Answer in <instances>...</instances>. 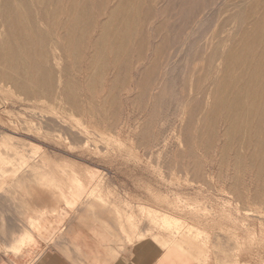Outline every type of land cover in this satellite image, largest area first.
Returning <instances> with one entry per match:
<instances>
[{
	"label": "rangeland",
	"instance_id": "374dc122",
	"mask_svg": "<svg viewBox=\"0 0 264 264\" xmlns=\"http://www.w3.org/2000/svg\"><path fill=\"white\" fill-rule=\"evenodd\" d=\"M25 1L32 2L29 6L31 12L39 7L33 0ZM93 1L99 15L93 24V32L90 31V36L85 39L86 45L81 46V57L71 61L69 47H65L64 27L69 25V21L64 12L68 2L63 0L53 27L59 48L63 51L59 49L55 53L59 57V66L55 65L56 56L50 55L47 60L55 75L59 76V87L66 80V83L75 84L79 109L68 110L61 94L59 101L50 97L27 99L23 94L16 96L13 86L0 77V241L7 238L5 231L12 221L21 225L25 220L26 224L32 225L37 223L34 218L40 215L43 222L45 218L52 223L64 221L66 217L63 215L61 218L59 211L61 207H70L68 196L86 188L85 204L93 201L99 204L103 198L106 204L112 202L118 210L131 208L139 211L141 208V223H150L151 227L139 233L138 240L155 232V241L160 234L161 243L157 241V244L161 248L177 246L195 251L199 261L208 255L213 264H222L220 259L226 257L227 264H232L231 253L220 252L215 244V241L218 244L220 241L209 229L211 219L217 214L230 219L240 218L243 209L264 208V133L258 135L250 130L245 134L240 131L242 134L237 133L233 142L228 143L223 136L225 132H222L227 126L225 115L215 110L213 103L219 81L228 86L221 90V93L225 91L222 96L240 90L235 79L242 71L241 66L236 65L234 69H237L233 70L232 67L226 68L224 62H227L226 53L234 50L233 46L237 50L243 44L237 37L238 30L248 25L239 24L237 13L241 9L239 6L247 5L250 0H216L211 10L217 11L210 10L204 15H196L198 12L194 11L189 15L199 19L194 26L189 25L192 17L178 14V0H144L140 9L145 12L138 22L143 32L132 38L136 49L128 59L130 71L125 82L117 79L118 70L112 66L104 76L97 78L98 72L88 65L101 25L109 20L110 10L120 2L105 0L106 4L98 6L100 0ZM184 21L187 26L181 28ZM182 32H186L183 44ZM141 37L145 47L139 49L137 42ZM175 41L180 45L172 47ZM167 55H172L169 57L175 61L169 62L172 66L166 70L169 73L164 74L160 66L166 64ZM114 82L118 88L113 86ZM145 82L150 84L147 90L144 89ZM193 110H197L196 121H193L195 117L191 119ZM206 116L207 120L204 119ZM230 118L236 119L235 116ZM241 118L237 121L239 126L242 125ZM36 124L40 128L35 131ZM143 127L148 133L141 144L139 134ZM207 128L208 131L212 129L211 134ZM98 130L107 141L95 136ZM33 149L37 151L30 156ZM250 155L257 163H250ZM17 209H23L25 216L19 218ZM145 209L154 210L157 215L174 213L182 218L183 224L204 230L209 242L214 241L207 244L209 248L192 240L193 244H187L182 240L186 235H176L167 225L160 227L153 223L152 218L143 212ZM204 212L207 214L205 217ZM113 216L119 218V214L113 213ZM230 234H221L220 239L224 238L221 241L225 243ZM227 242L222 246L225 250L232 243ZM5 251L0 246V253ZM244 256L247 260L250 258Z\"/></svg>",
	"mask_w": 264,
	"mask_h": 264
},
{
	"label": "bare ground",
	"instance_id": "6f19581e",
	"mask_svg": "<svg viewBox=\"0 0 264 264\" xmlns=\"http://www.w3.org/2000/svg\"><path fill=\"white\" fill-rule=\"evenodd\" d=\"M62 1L63 0H33V3L38 4L39 7L35 6L36 7L35 10L33 9L31 12L30 7H29L30 3L32 4L31 1L0 0V77L4 79L6 83L11 84L13 86V88L16 91L15 93L16 96L23 94L25 98L27 99H30V98L42 99V98L50 97L56 101L57 100L59 101L58 96L61 94L64 98V101H65L64 103L67 105L68 110H71V109L76 110V109H79V107L76 101L75 84L73 82L66 83L67 82L66 80L67 78H66L65 79L66 82L64 83V85L63 86L61 85L62 87H59L60 81L58 82L59 78H57L59 76H56L53 67L49 66L50 64H47V60L50 55L56 56L55 65L57 64L59 66V63H60L58 62L59 57L55 54L60 49L59 48L60 45L58 43V40H57L58 37L56 36V32L55 30H53V27L55 26V18L59 14V9L62 4ZM66 1L68 3H67V6H65L64 12H66L69 25L64 27V30L66 31L65 40L67 42V45L65 47L67 46L69 47L68 48L69 49V59L71 61H75L81 57L82 55L81 46L85 44L86 42L85 39H87V36L89 35L90 31L93 32L94 30L93 24L99 14L96 12L98 10L97 6L94 7V5H92V2H91L92 0H66ZM96 1L94 0L93 2H96ZM176 1L177 0H175V2ZM178 1L179 2L177 5H178V8L180 9V11H178V14L180 12L181 15L185 14L188 17L193 18L191 20L189 19L190 26L192 25L194 26V23L199 20V19L198 20L196 19L197 17H194L192 15L189 16L190 14H193L194 11H197L198 13L196 15H198L199 13H202V15H204L205 13L211 10L213 5L216 4V0H178ZM234 1L233 3H235ZM102 2L103 1L100 0L101 4L98 6L106 4L105 0H104V3ZM117 4L118 6L115 9L110 10L111 15L109 17V20H106L104 24L101 25V28H100L101 30H99L100 32H99L97 41L95 40L96 42L93 45L94 52L92 53V55L90 56L88 60V65L93 66L95 70L98 72V75L97 73L95 75V77L97 78L98 77L101 78L102 76H104L106 74V71H108V69L112 66L113 68H116L118 70L116 74L118 75L117 79H122L124 81V79H126L128 70L130 69L129 68L130 63H128V61L130 60L129 58L130 54H132V52L136 49L135 44H133L132 42V38L134 35L136 34L139 35L141 34V32H143V29L139 27L138 22L141 18V14L145 12L142 9H140L141 6L144 5V0H120V2ZM239 7L241 8L237 13L238 21L240 22L239 24H247L248 27L247 28L242 27L238 30L237 37L240 38V41L243 44L237 50H235L236 46H233L235 47L234 50L232 51L230 50L231 51L230 53L229 52L226 53L227 62H224V63L227 64V66H225L226 68L232 67L233 70L237 69V68L234 69V66L236 65L241 66L242 71L240 70L241 73H239L240 71L238 72L239 74H237L238 76L235 79L237 84H239L240 90L237 93L235 92L228 96H222V94L225 91L221 93V90L223 89L225 90V88L228 86L225 83H223V81L222 82L219 81L217 85V91L219 93L217 92L216 99L213 103L214 109L223 112V114L225 115V121L227 122L226 123L227 126L225 127V131L223 130L222 132H225V135L223 136L226 138L225 140H227L228 143L233 142V139L236 137L237 133H239L240 131L244 132L245 134H248L250 130H251V133L255 132V134H258V135H262L264 133V0H250L248 1L247 5L242 6V7L239 6ZM38 8H40V10ZM102 8L104 7H101V9ZM102 10L104 11V9ZM214 10H211V11H214ZM230 10H233V9H230ZM180 21L178 22V24L180 23ZM182 24L183 25L181 26V28L183 26L184 28L185 26H187V25H184L186 24L185 21ZM247 25H245V27ZM186 32H182V36H181L182 43L181 44H183V41L185 40ZM238 40L239 39H237L236 42ZM50 43L52 44L50 45ZM137 43H138L139 49L145 47L144 45L145 41L142 42V37ZM179 43L180 42L176 43L175 41V43L171 44V46L173 47V45L175 44L179 46L180 45ZM202 47H205V46L202 45ZM86 49H85V52H86ZM60 51L62 50L60 49ZM196 53L198 54L199 52L196 51ZM66 54L68 55V51L66 52ZM169 56H172V55H169ZM169 56L166 58L164 62L166 64L165 65L163 64V66H160L161 71H164V74L169 73V72H166V70L171 65L169 62L172 61L171 57ZM192 57L193 55L191 56V58ZM173 59L175 61V58ZM73 65H74V62H73ZM160 68H159V72H160ZM205 71L207 70L205 69ZM114 72L115 71H113V74ZM91 76H93L92 73H91ZM90 78L93 79L94 76L93 78L92 77ZM217 79H220V78H217ZM115 84L116 82H114L113 86L118 88V85L117 84L115 85ZM149 85H150L149 83L145 82L144 89L145 90L149 89L150 88ZM196 111L197 110H193L192 112L189 111L190 113H192V115L189 114L191 115V117H193L191 119H194V117L196 116L195 115ZM232 116H235L237 120L236 119L235 121L233 119L231 120L230 117ZM89 117L91 118V116ZM239 117H242L241 118L242 125L240 124V126L237 125V121ZM197 118H198V114H197ZM204 119L207 120V116L204 117ZM193 121H196V117H195V120ZM189 124H192V122ZM212 126L213 128L211 126L209 127H211L214 130L215 129L214 125ZM144 127L140 131V134H139L142 139L139 142L141 144L143 140H146L147 138L146 133H148V131H146L145 129L147 127L145 128ZM39 128L40 127L38 126V124L34 126L35 131L39 130ZM208 128L206 131L210 132L211 134L212 129L208 131ZM215 133L213 134L214 136H216ZM207 134L209 135V133ZM95 136L99 137L100 139H103L104 141H107L106 136L99 130L98 132L95 133ZM245 136L247 137V135ZM240 139L238 141H241ZM243 139L245 140L246 138H243ZM189 140L192 141L191 137ZM211 140L213 141L215 139H211ZM255 142L257 143V141ZM139 146H136V147H139ZM141 146L146 147L143 145ZM239 146L241 147V145ZM137 149H141V148L139 147ZM33 150L29 153L30 156H32V154L37 151V149H33ZM238 155H239V152H238ZM252 156L250 155L249 158H251L250 163L253 165L257 162H255V158ZM238 157L240 156H237V158ZM236 164L239 165L238 162H236ZM158 168L160 169V167ZM85 191H86V188H80L78 191L76 190L74 194L68 196L67 203L69 204L71 208H75V207L78 208L80 205L82 207V204H84L83 199H85V195H84ZM87 199H89L88 196H87ZM198 211L202 212V210L200 209ZM143 212H145L146 216L148 214L149 218L150 217L152 218L153 223L157 224L158 226L164 227L165 225H167L166 227L172 233H175L176 235L181 234V235L188 236L189 238H187L186 236L185 237L182 236L183 237L182 240L186 241V243L188 242L189 244H193V242H191L192 240L195 243H198L204 247L209 248L207 244L208 243L212 244V242L214 241L213 240L212 242H209L208 235L204 230L200 228L198 229L195 226H188V225L183 224L182 218L176 215H173L174 213L173 214L163 213L162 215L160 214L157 215L158 213L157 212L155 213L154 210L152 211L151 209H145V211ZM242 212H243V215L240 218L235 217L234 219H230L228 217H224V216L217 214L215 215L213 219H211V224H210L211 228L209 229L214 231V234L216 236L215 238H217L218 241H220L219 244L216 243L215 241V244H217L216 246L219 247L220 252L227 251L231 253L229 256H231L232 257L231 259H233L234 261L232 264H264V208L257 206L256 209L251 210L247 208V209H243ZM178 214L179 213L177 212V215ZM199 215L201 216V214ZM203 215L205 217V215L207 214L205 213ZM75 216L78 217V215H75ZM219 231L221 232V234H224V235H226L227 233H231L230 234L231 236L227 235L228 238L229 237L231 238L229 240L228 238L225 240L226 242L227 240L228 242L232 241V243L229 242L231 244V247L228 250H225V248L223 249L222 247L224 246L226 242L225 243L222 242L224 238L220 239L221 234L219 233ZM214 246L215 245H213L212 247ZM20 248H21V245H17L16 247H14L12 251L14 253H18ZM215 250H213V252H215ZM244 255H247L250 258L247 260L246 256ZM225 259H220V262L222 264H227L228 262L227 258L225 257ZM202 261H203L202 263L208 264L210 262L208 255L203 257Z\"/></svg>",
	"mask_w": 264,
	"mask_h": 264
},
{
	"label": "crops",
	"instance_id": "0c3cea01",
	"mask_svg": "<svg viewBox=\"0 0 264 264\" xmlns=\"http://www.w3.org/2000/svg\"><path fill=\"white\" fill-rule=\"evenodd\" d=\"M100 200L99 204L83 201L82 207L74 211L61 207V218L65 215L66 219L56 223L47 218L43 222L41 215L32 225L25 220L21 225L11 220L5 231L7 238L0 241L6 250L0 253V264H204L195 258V251L177 246L161 248L160 234L157 244L155 232L138 240V234L151 227L150 223H141V208L118 210L112 202ZM16 212L19 218L25 216L23 209ZM17 245L21 248L14 253Z\"/></svg>",
	"mask_w": 264,
	"mask_h": 264
}]
</instances>
